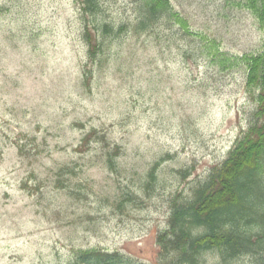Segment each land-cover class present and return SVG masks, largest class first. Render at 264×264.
I'll list each match as a JSON object with an SVG mask.
<instances>
[{
	"label": "rangeland",
	"instance_id": "374dc122",
	"mask_svg": "<svg viewBox=\"0 0 264 264\" xmlns=\"http://www.w3.org/2000/svg\"><path fill=\"white\" fill-rule=\"evenodd\" d=\"M169 1L188 34L165 21L102 35L91 62L75 0H0V264H69L80 250L159 264L174 206L247 129V67L221 61L263 53L264 31L233 0ZM101 2L91 30L135 22L136 0Z\"/></svg>",
	"mask_w": 264,
	"mask_h": 264
},
{
	"label": "trees",
	"instance_id": "16d2710c",
	"mask_svg": "<svg viewBox=\"0 0 264 264\" xmlns=\"http://www.w3.org/2000/svg\"><path fill=\"white\" fill-rule=\"evenodd\" d=\"M75 1L91 62L103 51L102 35L152 33L165 21L189 33L188 22L174 12L169 0H136L133 24L118 29L96 24L92 30L88 18L99 16L101 0ZM233 6L252 14L264 31V0H233ZM203 47L210 56L218 57L216 42L206 40ZM229 61L243 62L247 67L245 90L255 110L225 161L213 168L190 200L174 206L168 229L157 238L159 264H204L208 253L211 264H233L241 257L264 264V52L241 59L224 57L221 63ZM113 155L118 154L115 151ZM113 159L110 156L108 160L111 167ZM158 165L149 173L151 180ZM69 264H127V259L119 252L80 250Z\"/></svg>",
	"mask_w": 264,
	"mask_h": 264
}]
</instances>
